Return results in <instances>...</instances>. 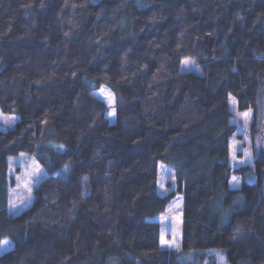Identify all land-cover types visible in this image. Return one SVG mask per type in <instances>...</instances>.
<instances>
[{
    "label": "trees",
    "instance_id": "trees-1",
    "mask_svg": "<svg viewBox=\"0 0 264 264\" xmlns=\"http://www.w3.org/2000/svg\"><path fill=\"white\" fill-rule=\"evenodd\" d=\"M230 97L252 165L230 163ZM0 109L19 116L0 129V264H264V0H0ZM21 153L46 177L13 215ZM176 195L168 250L155 218Z\"/></svg>",
    "mask_w": 264,
    "mask_h": 264
},
{
    "label": "rangeland",
    "instance_id": "rangeland-1",
    "mask_svg": "<svg viewBox=\"0 0 264 264\" xmlns=\"http://www.w3.org/2000/svg\"><path fill=\"white\" fill-rule=\"evenodd\" d=\"M90 1L96 3L99 0ZM188 70H196L197 72H200V70L195 67L193 59L184 58L180 62V71L185 72ZM229 105L235 113L232 122L236 126V135L238 134L241 136V139L235 135L230 138V163L234 167L244 164L252 165L254 146L251 144L248 134L251 124V112H237L236 100L234 97H230ZM18 120L19 116L4 113L0 109V129L2 131H6L13 127ZM49 146L56 151L62 150L63 148L58 144H49ZM262 146H264V137L262 140ZM8 163V174L13 177L14 180V185L9 190V203L11 205L9 212L13 215H17L31 205L33 187L41 183L46 177V173L34 157L25 153L10 158ZM69 168V165H65L62 168V172L67 171ZM239 186L240 180L233 175L230 181V187L236 188ZM157 188V191L161 196L167 195L169 192L175 191L176 189L174 172L169 166L163 163H159L158 165ZM182 203V196L176 195L167 206L165 212L155 218V221L160 225V243L165 249L177 250L180 248ZM162 240L166 243L162 244ZM4 241H8L9 243L6 246H0V255L12 247V242L9 239H5ZM207 254L210 258L215 260V264H229L225 259L223 250L221 249H211L207 251ZM210 262L211 260L209 259L205 264H210Z\"/></svg>",
    "mask_w": 264,
    "mask_h": 264
},
{
    "label": "snow or ice",
    "instance_id": "snow-or-ice-1",
    "mask_svg": "<svg viewBox=\"0 0 264 264\" xmlns=\"http://www.w3.org/2000/svg\"><path fill=\"white\" fill-rule=\"evenodd\" d=\"M186 63V62H185ZM8 241H0V245H8ZM166 243L165 241L162 240V244Z\"/></svg>",
    "mask_w": 264,
    "mask_h": 264
},
{
    "label": "crops",
    "instance_id": "crops-1",
    "mask_svg": "<svg viewBox=\"0 0 264 264\" xmlns=\"http://www.w3.org/2000/svg\"><path fill=\"white\" fill-rule=\"evenodd\" d=\"M11 205H9V208H10Z\"/></svg>",
    "mask_w": 264,
    "mask_h": 264
}]
</instances>
